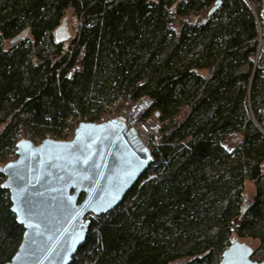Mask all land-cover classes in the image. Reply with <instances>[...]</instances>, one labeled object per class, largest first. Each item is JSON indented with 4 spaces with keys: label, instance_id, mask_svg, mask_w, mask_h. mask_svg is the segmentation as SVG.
I'll use <instances>...</instances> for the list:
<instances>
[{
    "label": "trees",
    "instance_id": "16d2710c",
    "mask_svg": "<svg viewBox=\"0 0 264 264\" xmlns=\"http://www.w3.org/2000/svg\"><path fill=\"white\" fill-rule=\"evenodd\" d=\"M216 1L0 0V164L25 134L61 136L117 102L148 96L144 116L162 122L148 169L114 209L88 216L70 264H217L240 238L258 240L252 258L264 260V0L209 13ZM69 10L66 47L54 30ZM3 179L0 264L23 233ZM246 181L255 194L242 210Z\"/></svg>",
    "mask_w": 264,
    "mask_h": 264
},
{
    "label": "water",
    "instance_id": "95a60500",
    "mask_svg": "<svg viewBox=\"0 0 264 264\" xmlns=\"http://www.w3.org/2000/svg\"><path fill=\"white\" fill-rule=\"evenodd\" d=\"M63 26L54 30L57 42L70 37L60 34ZM151 161V151L117 119L81 121L71 140L17 141L14 159L0 164V173L23 233L4 264H70L87 236L88 216L114 209ZM253 253L249 244L233 239L217 264H264Z\"/></svg>",
    "mask_w": 264,
    "mask_h": 264
},
{
    "label": "built area",
    "instance_id": "2783aa9c",
    "mask_svg": "<svg viewBox=\"0 0 264 264\" xmlns=\"http://www.w3.org/2000/svg\"><path fill=\"white\" fill-rule=\"evenodd\" d=\"M264 56V33L258 28L257 36V50L255 60ZM78 65L73 66L68 74H70ZM152 100L148 96H142L138 100L132 102L130 105L117 102L115 106L105 110L100 119L95 121L97 123H104L110 119H117L124 122L125 130L130 133L132 137L136 138L142 145L151 150L150 143L152 140L155 142L161 136L162 122L156 117L144 116L145 112L151 106ZM189 112L188 108H185L179 115V120H182L184 116ZM80 123V122H79ZM79 123H75L71 128H65L61 136L53 135L51 133L45 134L44 138L40 141H33L34 143H40L46 139L55 140H71L74 136L75 129ZM25 136V137H24ZM19 140L30 139L28 134H25ZM231 141L236 143L240 138V134L232 135ZM31 140V139H30ZM227 147H231L227 145Z\"/></svg>",
    "mask_w": 264,
    "mask_h": 264
},
{
    "label": "rangeland",
    "instance_id": "374dc122",
    "mask_svg": "<svg viewBox=\"0 0 264 264\" xmlns=\"http://www.w3.org/2000/svg\"><path fill=\"white\" fill-rule=\"evenodd\" d=\"M59 25H64L62 27L63 30L60 31V34H63L65 32H69L70 33V37L66 41H61L67 47L70 44V42L73 39V37L75 36V34H76L77 20H76L75 16H73L71 11L69 10L64 15V17L61 19V22H60ZM9 46H10V41H5L4 42V47L8 48ZM262 61L264 62V56L262 57ZM201 73L204 74L205 72L201 71ZM177 119L179 120V115H178ZM73 125H74V123H72V125H70V128ZM0 131H1V128H0ZM231 137L225 142L226 145L232 146L234 144L231 141V139H232ZM14 157H13V159H14ZM254 194H255L254 185L251 182L246 181L245 185H244V191H243L244 198H243V202H242V210H244L251 203ZM239 240L249 244L254 249H256L257 246H258V240H254V239H251V238H240ZM187 259H188L187 257H182V258L175 259V260L171 261L169 264H185L187 262ZM254 260H257V259H254Z\"/></svg>",
    "mask_w": 264,
    "mask_h": 264
}]
</instances>
